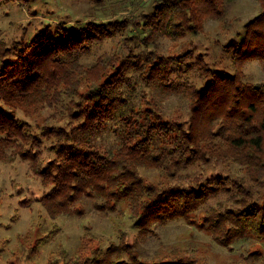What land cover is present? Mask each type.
I'll list each match as a JSON object with an SVG mask.
<instances>
[{
  "label": "trees",
  "instance_id": "1",
  "mask_svg": "<svg viewBox=\"0 0 264 264\" xmlns=\"http://www.w3.org/2000/svg\"><path fill=\"white\" fill-rule=\"evenodd\" d=\"M91 1L111 17L47 24L33 33L23 28L19 36L0 30V159L31 162L51 185L43 203L53 216L74 213L75 204L93 197L101 210L126 204L142 236L183 220L225 248L251 237L264 241V202L255 188L264 187V81H247L245 74L248 62H264V0L239 42L227 48L230 71L205 55L194 57L190 44L160 52L161 38L178 42L209 20L225 21L229 0ZM17 3L27 6L0 0V10ZM109 42L117 48L98 54ZM171 97L187 106L186 119L167 117L163 104ZM46 108L53 112L38 130L24 119ZM112 130L116 150L98 143ZM234 165L245 176H207V166ZM144 170L159 179L148 180ZM220 195L225 198L211 204ZM203 210L200 220L192 217ZM82 240L76 255L60 247L49 264H209L193 248L149 260L127 234L107 247L92 233ZM242 257L257 264L263 256Z\"/></svg>",
  "mask_w": 264,
  "mask_h": 264
},
{
  "label": "rangeland",
  "instance_id": "2",
  "mask_svg": "<svg viewBox=\"0 0 264 264\" xmlns=\"http://www.w3.org/2000/svg\"><path fill=\"white\" fill-rule=\"evenodd\" d=\"M24 1L27 6L17 3L0 10L2 35L19 36L23 28L26 32L33 33L35 29H42L47 24H74L88 19L111 17L108 8H102L100 3L91 0ZM227 10L225 21L209 20L205 29L197 35L192 33L178 42L161 38L160 52L175 53L181 50L184 43L190 44L194 57L205 55L210 63H215L219 69L232 70L233 52H229L227 48L229 44L239 42L246 24L259 14L260 5L258 0H229ZM117 45L115 42H109L99 48L97 53L115 50ZM245 74L247 81H264V62L259 58L248 62ZM86 90L84 85L82 92ZM163 109L167 117L180 115L186 119L189 114L187 106L177 97L167 99ZM52 112V109L46 108L38 116L23 118L38 130V126H42ZM98 143L105 149L116 150L117 132H105L99 137ZM49 146L50 142L44 145L47 148ZM43 158H51L48 150L43 151ZM206 168L207 176L211 179L227 173L238 176L246 174L238 165L231 168ZM143 174L151 181L159 179L156 171L144 170ZM255 188L259 192L260 202H264V187L257 185ZM50 189L51 185L45 184L42 178L35 174L30 161L19 157L0 159V264H49L60 247H64L68 256L72 257L82 246V238L86 232L104 240L103 247H107L109 242H117L122 234H127L128 243L139 242L143 256L149 260L161 258L174 250L193 248L198 249L209 264H245L242 256L252 252L262 254V259L256 263L264 264V241L251 237L232 248H225L219 245L209 232L183 220L159 224L154 227L153 233L142 236L131 223L129 209L123 203H119L113 211L101 210L97 204H103L102 201L84 197L72 207L74 213L53 216L43 203V198ZM224 198V195H220L213 199L211 204ZM203 214L204 210L193 214L192 217L200 220ZM53 230L56 232L47 239Z\"/></svg>",
  "mask_w": 264,
  "mask_h": 264
}]
</instances>
